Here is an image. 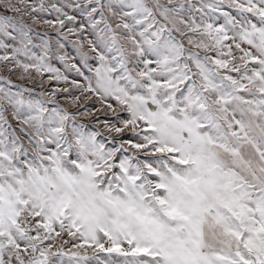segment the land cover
Here are the masks:
<instances>
[{"label": "snow or ice", "instance_id": "obj_1", "mask_svg": "<svg viewBox=\"0 0 264 264\" xmlns=\"http://www.w3.org/2000/svg\"><path fill=\"white\" fill-rule=\"evenodd\" d=\"M0 264H264V0H0Z\"/></svg>", "mask_w": 264, "mask_h": 264}]
</instances>
